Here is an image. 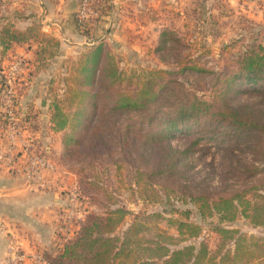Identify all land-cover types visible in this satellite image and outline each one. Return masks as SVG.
I'll return each mask as SVG.
<instances>
[{
	"label": "rangeland",
	"instance_id": "rangeland-1",
	"mask_svg": "<svg viewBox=\"0 0 264 264\" xmlns=\"http://www.w3.org/2000/svg\"><path fill=\"white\" fill-rule=\"evenodd\" d=\"M28 2L31 3L29 6L32 11L40 1L28 0ZM205 4L204 1H196L192 6L194 8L190 9V17L178 21L177 28L172 30L176 39L167 44L165 49L162 47L159 49L161 33H152L153 23L147 24L145 33H139L137 36V42L142 40L144 42L140 49L128 46L122 48L114 43L106 45L114 64L123 72V82L120 86L122 90L137 91L150 76L149 73L161 70L169 73L163 74L164 76L178 79L187 92L204 100H210L216 90L214 73L235 69L237 54L252 46L264 48V0H242L240 14H233L227 19H224L226 16L217 14L208 18L204 10ZM219 21L226 26H220ZM158 23L167 24L165 18L158 19ZM215 24L217 26H214ZM149 40L150 44L147 42ZM68 52L70 51L66 48L65 57L69 55ZM79 57L69 60L67 75H65L66 71L64 74L62 72L58 81L44 87L46 92L44 103L48 102L47 108H42L39 102L34 104L36 109L29 106L40 114L43 123L50 125L53 114L57 111L53 110L56 105L61 113L68 115L69 121L73 122L76 109L71 106L75 91V82L72 80ZM238 90L246 92L238 95L241 102L264 107V100L255 96L264 91L263 85L256 89L247 86ZM102 126L103 137L109 141L113 136L109 133L111 124L108 122ZM125 126H131L135 132L141 127L146 128V122H142L135 115L124 116L116 127H121L123 130ZM71 132V126H67L66 130L61 132L51 130L45 135V143L52 146L61 167L70 170L73 177H76L78 172L83 173L82 180L86 182V187L91 189L97 201L92 207L94 212L102 215L106 213L107 206L124 207L127 214L123 223L116 227L119 232L124 231L131 222L135 221L136 225L134 223L130 237L128 236L130 246L123 264H135L138 259L163 264L165 256L156 258L163 253L162 251L152 255L146 250L149 246L146 239H154L155 235H160L162 245L168 247L169 252H185L186 247H194L191 251H186L183 256L176 258L173 264H264V209L259 213V217L254 218L252 210L247 211V215L250 216L246 217L241 213L243 209L241 207L233 220L220 221L218 212L214 211L210 204L214 198L231 197L237 192L246 191L245 199H250L252 204L257 202L264 205V199L256 197V195L263 196L264 191L253 188L259 180H264V161L260 154V151H264V135L260 140L254 141L251 147L243 144L230 145L225 152L223 147L218 148L213 142L207 143L210 146L207 152L200 151L201 146H198L190 162L191 168L184 176L154 178L158 184H163L165 187L167 198L162 191H145L143 184L139 186L136 184L135 167L139 164L141 166L142 162L139 163L140 157L135 152L117 153L113 158L107 153L108 149L113 150L110 146L104 148L99 155L96 154L97 156L88 153L86 147L83 152L72 158H66L64 138L66 133ZM139 135L141 136V132ZM135 137L132 136L129 142ZM179 140V136H176L171 142L176 145ZM229 150L233 152L230 153ZM116 159L120 160L119 168L114 163ZM246 166L255 167L257 170L249 174L244 168ZM61 173H57L56 177L60 178ZM65 174L69 175V173ZM156 189L159 187L156 186ZM62 196L65 199V195ZM192 196L200 197L199 202L194 203L191 200ZM64 204L65 200H63ZM254 219L261 223L254 225ZM56 223L58 226L51 247L46 252H36L42 253L50 264L53 263L45 254H56L55 249L61 244L59 240L63 235L62 227L59 225L60 219ZM217 226L232 233L223 238L216 232ZM20 251L24 252L21 248ZM26 262L33 264L31 259L18 264Z\"/></svg>",
	"mask_w": 264,
	"mask_h": 264
},
{
	"label": "trees",
	"instance_id": "trees-1",
	"mask_svg": "<svg viewBox=\"0 0 264 264\" xmlns=\"http://www.w3.org/2000/svg\"><path fill=\"white\" fill-rule=\"evenodd\" d=\"M86 34H90L89 30ZM175 39V32H162L159 49H165ZM237 55L235 69L214 73L215 93L210 100H204L184 90L178 79L164 76L167 72L161 70L149 73L150 76L137 91L122 90L120 86L123 72L114 64L106 45L100 43L83 53L74 68L72 81L75 82V91L71 106L75 107L76 112L73 114V122L69 121L68 115L61 113L58 105L53 109L57 111L53 114L50 125L43 123L40 114L29 106L27 108L34 113H30L25 119L31 120L35 129L50 127L61 132L71 126L72 132L66 133L64 138L66 158L83 152L86 147L91 155H99L104 148L110 146L113 150L108 149L107 153L113 158L117 153L135 152L140 157L139 163L142 162L141 166L139 164L135 167L136 184H143L145 191H162L167 197L163 184H158L154 178L184 176L191 168L190 162L198 146H201L200 151L207 152L210 149L207 143L213 142L218 148L223 147L225 152L230 145L243 144L251 147L254 141L260 140L264 135V107L238 99L239 94L246 93L238 90L239 88L264 87V48L254 45ZM257 94L255 96L264 100V91ZM134 115L146 122V128L141 127L134 132L131 126H125L123 130L116 127L122 117ZM108 122L111 124L109 133L113 134L109 141L102 134V125ZM132 136L136 137L129 142ZM176 136L180 140L173 145L171 141ZM260 154L264 161V151H260ZM119 162L120 160H114L118 168ZM244 168L249 174L257 170L255 167ZM82 175L81 172L76 173L77 186L87 208L84 219L80 222L78 235L71 242L59 244L55 249L56 254L46 256L53 264H123V259L128 256L129 234L135 221L119 232L116 227L123 223L127 214L124 207L107 206L106 213L102 215L94 212L92 207L97 201L91 189L86 187ZM253 188L264 191V180H259ZM246 193L237 192L231 197L221 196L210 201L211 208L218 212L220 221L233 220L241 207V213L246 217L250 216L247 215L249 210L253 211L254 218L260 216L264 205L257 202L252 204L250 199H245ZM256 197L264 199V195ZM199 199L200 197L191 198L194 203H198ZM258 222L254 219L253 224L261 223ZM215 230L223 238L232 233L219 226ZM146 243L149 244L146 250L152 255L163 252L156 257L165 256L163 264L175 263L176 258L194 248L186 247L185 252H169V248L162 245L160 235H155L154 239L147 238ZM135 264L154 263L138 259Z\"/></svg>",
	"mask_w": 264,
	"mask_h": 264
},
{
	"label": "crops",
	"instance_id": "crops-1",
	"mask_svg": "<svg viewBox=\"0 0 264 264\" xmlns=\"http://www.w3.org/2000/svg\"><path fill=\"white\" fill-rule=\"evenodd\" d=\"M38 1L31 11L28 0H0L1 69L16 57L26 60L22 109L27 106L36 109L37 102L44 109L48 107V102L46 106L43 104L44 87L58 81L62 72L68 74L69 60L100 43L140 49L144 42L136 39L139 33H145L147 24H154L155 34L172 31L178 21L190 17V9L198 0H104L99 19L86 35L76 23L80 0ZM199 1L206 2L204 10L208 18L217 14L227 19L242 10V0ZM163 18L167 24L159 25L158 19ZM219 24L226 26L220 21ZM87 39L94 44L88 45ZM66 48L70 51L67 57ZM61 168L62 178L55 176L47 190H36L24 176L0 168V262L7 256L11 241L27 255L46 252L51 247L63 207L62 194L77 183L70 170Z\"/></svg>",
	"mask_w": 264,
	"mask_h": 264
},
{
	"label": "built area",
	"instance_id": "built-area-1",
	"mask_svg": "<svg viewBox=\"0 0 264 264\" xmlns=\"http://www.w3.org/2000/svg\"><path fill=\"white\" fill-rule=\"evenodd\" d=\"M103 1L80 0L76 23L85 35L99 19ZM87 42L88 45L94 44L88 39ZM25 67L26 60L16 57L0 71V168L24 176L26 182L38 190H47L52 187L56 174L60 173L61 165L52 146L45 143V135L52 129H35L34 123L25 119L31 113L28 108L22 109L20 103L25 87L22 79ZM64 195L65 204L59 218L63 231L59 240L61 244L71 242L78 235L87 208L85 200L80 197L77 183ZM26 259H31L33 264H50L42 253L27 255L13 241L9 243L7 256L0 264H18Z\"/></svg>",
	"mask_w": 264,
	"mask_h": 264
},
{
	"label": "water",
	"instance_id": "water-1",
	"mask_svg": "<svg viewBox=\"0 0 264 264\" xmlns=\"http://www.w3.org/2000/svg\"><path fill=\"white\" fill-rule=\"evenodd\" d=\"M44 103V102H43ZM45 104V103H44Z\"/></svg>",
	"mask_w": 264,
	"mask_h": 264
}]
</instances>
